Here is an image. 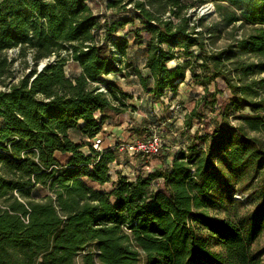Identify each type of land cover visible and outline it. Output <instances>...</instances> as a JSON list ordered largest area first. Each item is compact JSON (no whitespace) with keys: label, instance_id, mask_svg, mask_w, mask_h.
I'll use <instances>...</instances> for the list:
<instances>
[{"label":"trees","instance_id":"1","mask_svg":"<svg viewBox=\"0 0 264 264\" xmlns=\"http://www.w3.org/2000/svg\"><path fill=\"white\" fill-rule=\"evenodd\" d=\"M208 1L224 26L249 25L233 45L211 50L209 29L189 24L184 10ZM168 3L161 17L134 1L136 26L132 18L101 20L87 0H0V77L11 65L7 49H29L35 58L17 83L0 89V264H76L80 253L82 264H264L256 244L264 235V77H252L264 72V0ZM127 21L131 30L117 35ZM134 39L146 43L149 73L132 70L151 102L175 92L187 70L203 93L188 105L185 127L208 112L218 119L203 133L198 126L169 162L160 157L153 171H116L114 178L120 141L96 149L91 139L134 108L126 101L132 93L103 78L131 65ZM237 51L257 59H232ZM178 52L182 61L169 67ZM52 54L38 71V60ZM245 107L250 112L231 123ZM70 129L88 139L73 140ZM123 132L133 139L151 129L126 125L118 140ZM34 188L41 199L32 197ZM234 191L255 200L254 208L238 212L244 205ZM215 201L232 211L210 215L205 207Z\"/></svg>","mask_w":264,"mask_h":264},{"label":"rangeland","instance_id":"2","mask_svg":"<svg viewBox=\"0 0 264 264\" xmlns=\"http://www.w3.org/2000/svg\"><path fill=\"white\" fill-rule=\"evenodd\" d=\"M109 0H87V4L91 7L93 13H99L104 18H116V19H133V25L139 24V21L136 17L135 8H134V1H143L146 7L153 9L155 13L161 14V17H165L168 14L167 6L169 0H119L113 7H107ZM185 4L191 3L194 0H180ZM212 3L213 8L206 9L207 5ZM215 7L213 2L208 1L199 6L196 4L191 7H187L184 11L190 17V23H196V28H208L209 33H204V38L206 41L207 48L211 50L220 49L225 47L229 44L234 43L235 39L240 38L246 31L248 24L241 23L237 21L235 24L230 26H224L217 16L216 12L214 11ZM120 21V20H119ZM123 21V20H122ZM132 25L127 22H123L116 28V34L119 35L124 30H131ZM143 39V38H141ZM134 39L128 44V52L133 53L135 56V64L136 67H141L140 70L144 72L142 69V62H144L143 57L146 53V43L144 40ZM196 52H198L197 47L194 48ZM5 55L11 60V65L8 68V72L0 77V89H7L10 85L15 84L21 79L26 73L30 71V69L34 66V59L33 53L26 49L22 52L21 49L15 47L13 49H7L5 51ZM61 55L65 56L66 52L61 51ZM233 57V56H232ZM240 59L243 61H254L257 59V56L252 53H240L236 52L235 58L232 59ZM182 57L180 56L179 52L176 54V57L171 59L168 62L169 67H173L177 62L182 61ZM46 58L38 60L36 63V69L39 68V65L43 66L46 64ZM144 67V66H143ZM133 68H129L128 70L124 69L122 71L124 76V80H118V84L121 85L120 87L123 90L132 93V97L128 98L126 101L127 103H131L134 105V108L129 110L127 113L123 115L122 123L119 124V127L113 128V125H106L104 131H108V129H112L115 133L117 131H121L120 129L126 125V120L129 119L136 120L137 122L141 123V125L148 127L151 129V132H157L160 134L162 139V152L158 156L150 155L149 158H141L138 155H129L123 153V151H119L118 148L115 150L116 155V162H112L110 164V172L112 173L111 176L115 178L116 171H122L130 176L135 175L136 172L142 171L146 174L148 171H153L154 168L159 167L161 165L160 157H164L165 161L169 162L171 159V155L186 147V143L189 141V136L193 133V131L200 126V133H203L205 124L211 126V122L217 121V115L214 112H208L206 114V119L203 121H199L197 118H193L191 122V126L189 129L185 127L184 119L185 114L187 113V107L192 101L193 98L198 97L203 93L202 87L195 88L193 87L190 79L189 72L185 71V77L182 81H180L178 85V89L174 91L167 90V92L162 95L160 100L151 102L146 99L145 94L138 89L134 88L135 81L132 79H138V77H130V74H133ZM68 70V69H67ZM69 74V70L66 72ZM252 77L260 78L264 77V72L255 73ZM108 80H111L110 76H107ZM118 79V78H117ZM92 85V84H91ZM212 86H210L211 88ZM137 91L140 93L137 94ZM260 95L264 96V88H261ZM230 92L227 88L224 87V98L229 97ZM248 108H244L242 110H238L233 112L230 115L231 123H236L238 117L241 114L249 113ZM262 113V112H260ZM121 118V119H122ZM201 123V125H199ZM113 132V133H114ZM121 133V132H120ZM252 135L257 134L255 131H250ZM124 140L128 141L129 135L127 136L126 132H123ZM81 133L79 131L73 130L72 137L73 138H80L85 140L81 137ZM92 140V139H91ZM93 141V140H92ZM105 141V140H104ZM121 141V140H117ZM119 144V143H118ZM117 144V147H118ZM84 151H88L87 147H82ZM148 161V163H147ZM147 163L148 166H144ZM143 166V167H142ZM103 188L109 189V184H105ZM44 192L41 190H34L32 191V197L34 199H41L43 197ZM233 196L237 199H240L243 202L244 206L237 207L236 210L239 211H246L251 210L254 208L256 202L255 200H245L246 194L240 193L238 191H234ZM205 209L207 212L214 216V217H221L231 212L233 208L228 205L226 207L220 205L216 201L206 205ZM256 243L259 247H264V235H261L259 240ZM82 253L78 254L75 258L76 264H82Z\"/></svg>","mask_w":264,"mask_h":264},{"label":"built area","instance_id":"3","mask_svg":"<svg viewBox=\"0 0 264 264\" xmlns=\"http://www.w3.org/2000/svg\"><path fill=\"white\" fill-rule=\"evenodd\" d=\"M213 8L212 3L210 5H207L206 9ZM15 47L9 48L13 49ZM55 55L52 54L48 57H46V62L53 61ZM43 65V63H42ZM43 67V66H42ZM41 67V68H42ZM40 65L38 68V71L41 69ZM98 90L105 91L103 85H99ZM92 146L96 149H100L101 146V138L97 134L92 139ZM162 139L160 137V134L157 132H151L148 135H144L142 137H136L133 139H130L128 141H123L118 145V150L128 153L129 155H140L142 158H149L150 155H157L162 152Z\"/></svg>","mask_w":264,"mask_h":264},{"label":"crops","instance_id":"4","mask_svg":"<svg viewBox=\"0 0 264 264\" xmlns=\"http://www.w3.org/2000/svg\"><path fill=\"white\" fill-rule=\"evenodd\" d=\"M127 50H128V48H127ZM145 57H146V53H145V55H144V57H143V60H145ZM134 59H135V56L133 55V53L131 52V53H129L128 51H127V61H129V63H131V65L128 67V68H126V70H128V72H130V70H129V68H133V67H136V64H135V61H134ZM141 66H142V69H144V72L142 71V73H144V74H147V73H149V71H148V69L147 68H145V67H143L144 66V62H142V64H141ZM138 68L140 69L141 67H139L138 66ZM70 71V70H69ZM74 71H77V72H79L80 71V68H75V70ZM70 73H71V71H70ZM125 74H123V73H120V74H117L116 72H110V73H108V74H106V75H103V78H105V79H107V76H110V78H112L111 80H113V81H115V83L120 87L121 85H119L118 84V80H124V76ZM136 77V75L135 74H130V77ZM118 78V79H117ZM125 78H127V77H125ZM108 80V79H107ZM133 81H135V83H136V85L135 84H131L130 83V85H134V88H136V89H138L139 91H141V92H143L142 91V88L140 87V84H139V81H138V79H132ZM121 88V87H120ZM139 91H137V94H139L140 92ZM145 94V93H144ZM145 97H146V99H148L149 101H151L150 99H149V97H148V94H145ZM129 111V110H128ZM122 117H123V115H122ZM124 118V117H123ZM123 118H122V120L121 121H124L123 120ZM116 121V120H115ZM120 123H122V122H120ZM134 123H139V122H137L135 119L134 120H130L129 119V121H127L126 120V125L127 126H131L132 124L134 125ZM141 124V123H140ZM106 125H113V128H116V127H119V124L117 125V124H114L113 122H110L109 120H107V121H105L103 124H102V131H100L99 133H98V135L100 136V138H101V146H100V149H102V148H104V147H107V146H112L113 145V143L114 142H116V140H118V139H121L122 137H123V135H122V133H120L122 130H123V128L126 126V125H124L120 130L121 131H117V133H115L112 129H108V131H104V129L106 128L105 126ZM73 130L74 129H70L69 130V135L71 136V138L73 139V140H76V141H85V140H87L88 139V137H86L84 134H82L81 133V137H83L85 140H83V139H80L79 137L78 138H73L72 137V132H73ZM114 132V133H113ZM105 140V141H104ZM91 142H92V140H91ZM123 153H125V154H128V153H126V152H123ZM131 156V155H130ZM115 162H116V160H115ZM146 167L148 166V165H145ZM143 167V166H142Z\"/></svg>","mask_w":264,"mask_h":264},{"label":"water","instance_id":"5","mask_svg":"<svg viewBox=\"0 0 264 264\" xmlns=\"http://www.w3.org/2000/svg\"><path fill=\"white\" fill-rule=\"evenodd\" d=\"M43 65H40V68L42 67Z\"/></svg>","mask_w":264,"mask_h":264}]
</instances>
